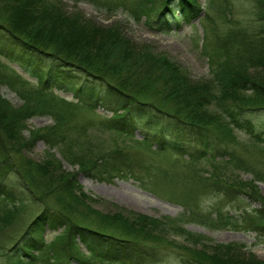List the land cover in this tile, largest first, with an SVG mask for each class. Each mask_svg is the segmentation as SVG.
<instances>
[{
  "label": "trees",
  "instance_id": "1",
  "mask_svg": "<svg viewBox=\"0 0 264 264\" xmlns=\"http://www.w3.org/2000/svg\"><path fill=\"white\" fill-rule=\"evenodd\" d=\"M60 1L0 2V57L31 69L37 83L20 91L24 102L19 106L0 94V231L12 224L23 225L1 261L4 264H89L95 259L102 264H153L161 259L162 253L149 242L169 243L166 237L172 232L184 236V243L173 242L185 252L183 264H264V260L254 258L251 252H248L251 256L248 261L228 257L230 253L240 252L241 245H206L209 240L185 231L177 219L165 222L129 212L133 219L125 214H111L106 219L94 217L97 226L89 228L74 215L77 212L87 217L78 211L80 204L86 205L92 214H104L86 204L93 197L81 190L76 173L62 172L66 170L60 159L50 152L37 162L26 154L38 140H43L50 148H56L62 159L76 165L78 171L94 178L111 179L129 174L123 171H135L137 163L125 151L127 144L105 147L87 127L73 122V110L78 103L52 95V82L71 81V95L78 101L96 102L113 111L103 124L113 136L134 138L139 130L142 138L136 142L153 146L155 154H172L185 160L188 168L201 159L209 165L210 175L202 182L205 187L211 184L217 191L226 193L233 186L237 193L260 198L263 208L245 212L240 220L244 223L240 225L263 233L264 197L258 194L254 180H226L222 171L235 158V150L228 146L230 141L237 143L234 129L243 130L256 143L264 142V124L259 122L258 115V110H264V80L247 75L249 70L264 73V0H256L255 17L251 21L231 23L230 29L213 33V42L203 45L205 50L209 47L212 64L209 79L194 82L178 74V68L172 64L177 73L170 75L175 80L167 81V89H154L156 85L152 83L161 81L160 78L141 84L128 71L141 60L132 57L131 45L125 42L120 29L101 28L86 20L85 25H80L84 30H74L71 26L77 18L63 13L57 7ZM106 1L118 8L124 7L136 21L144 17L147 27L155 28L159 24L158 30H169L180 20L191 22L202 12L196 0H176L175 6L171 5L172 0ZM18 8L39 23L24 29L17 23L21 15ZM163 62H158L159 67L171 65L167 58ZM4 76L0 74V81L14 82ZM23 82L27 81L23 79ZM148 89L152 93H146ZM42 112L50 113L53 122L25 131L26 121ZM256 128L263 130L257 132ZM186 136H195V139L187 141L183 139ZM224 161L225 165H221ZM55 171L60 173L59 177L54 176ZM192 177L198 180L196 174ZM27 205L37 206L39 210L25 225L20 213ZM184 217L210 227L240 226L198 212L196 207ZM167 225L171 228L168 231ZM45 226L53 230L63 227V231L47 242L43 234ZM198 243L205 245L197 249ZM80 244L89 257L82 253ZM205 247L212 251L204 250Z\"/></svg>",
  "mask_w": 264,
  "mask_h": 264
},
{
  "label": "rangeland",
  "instance_id": "2",
  "mask_svg": "<svg viewBox=\"0 0 264 264\" xmlns=\"http://www.w3.org/2000/svg\"><path fill=\"white\" fill-rule=\"evenodd\" d=\"M3 1L5 0H0V2ZM196 1L202 9L200 15L191 22L185 23V21L180 20L174 23L173 27L169 30H158L156 26L159 24H156L155 28L147 27L144 17L140 21H136L129 15L127 9L124 7L118 8V5H114L106 0H61L58 2L57 7L62 8L61 10L68 17L77 18V21L71 26L74 30H84L85 28L80 25H85L86 20L101 28L111 26V28L120 29L122 36L127 40L125 42L131 45L132 57H137L141 60L140 64L135 68L131 66L128 71H131L133 76L139 78L140 80L138 81L141 84H149L155 78H160L161 81L156 80L154 81L155 83H152L156 85L154 89H167V81L172 82V79H174L170 75L177 73V69L173 70L172 64L178 68V74L185 77L188 76L194 82L209 79L212 76V64L208 56L209 47L205 50L203 45L213 39V33L217 32L218 34V32L222 33L230 29L231 23L237 21L248 23L255 17L253 13L257 5L256 0ZM171 2H173L171 4L173 6L177 3L176 0H172ZM7 4L10 5L8 2ZM19 10L21 15L17 23L24 29L29 30L39 23L30 19V16L25 12L23 13L22 9ZM229 24L231 25L229 26ZM63 26L65 27V25ZM166 58L171 62V65H167V68L166 66L165 68L159 67L158 62H163ZM120 61H124L123 58ZM31 71V69L19 63L0 57V74L5 75V78L11 77L14 81L13 83L0 81V94L13 105H21L24 102V98L21 97L20 91L26 87L33 88L37 85L36 76L32 75ZM165 75L170 78L167 79L165 77L162 79L161 77ZM247 75L264 80V73L261 70L253 72L249 70ZM23 79L27 82L21 83ZM72 81L74 82V79ZM165 82L167 83L165 84ZM52 83L54 87L52 95L70 101L72 104L78 103V107L73 110L74 123H77L80 127H87L88 132L94 134L95 139L103 142L107 148L127 144L128 146L125 147V151L137 163L134 165L135 171H123L129 172L126 176L99 179L78 171L76 165H70L62 159L57 149L50 148L43 140H38L33 148L26 151V154L35 162L44 159L48 152L55 154L57 159H60L62 167L66 170L62 172L76 173V179L82 186L81 190L93 197L94 200L87 199L86 204L88 203L97 213L101 212L104 214H92L86 205L83 207L80 204L79 207L76 206L79 209L78 211L85 216L87 215V217L83 215L82 217L77 212H74V215L80 218L79 221L81 223L89 226V228H95L97 226L95 223L97 222V217L99 219H106V216H110L111 214L114 216L125 214L130 219H133L132 214L129 212L161 219L165 222L167 219H177L181 220L179 226H182L185 231L203 235V240H209L206 241L208 243L206 245L211 243L241 245V251L230 253L228 256L230 258H241L248 261L251 257L248 252H251L255 255L253 256L254 258L264 260V232L259 233L258 231L246 228L245 224L240 225V223H244L240 220L245 212L248 213L252 212V209L263 208L260 198L256 199L247 194L248 198L243 193H237L233 189V186L226 193L217 191L211 184L205 187L202 182H205V177L210 175L209 170L211 168L206 163H202V159L196 162L192 168H188L185 166V160L177 158L172 154L168 156L162 153L160 155L155 154L153 146L136 142L137 139L140 140L142 138L139 130L134 133V138L113 136L112 132L105 129L103 125L104 120L113 115L111 109L96 102L78 101L77 98L71 95L73 89L71 81L61 82L59 80ZM61 86L62 88H57ZM137 89L141 90L142 88ZM146 93H152L151 89H148ZM156 94L159 95L158 93ZM258 115L259 122L264 124V110H258ZM52 122V115L50 113H38L26 121L27 127L25 131H28L30 128H42L50 125ZM262 130L256 128L257 132H261ZM80 131L81 129H78V132ZM234 134L236 136L234 140H237V143L230 141L228 142V146L230 149L235 150V158L227 164V170L222 171V177L235 181L254 180L258 194L264 197V142H254L241 129H234ZM184 138L187 141H193L195 136H186ZM218 142L222 147L219 139ZM223 159H227L225 155ZM221 165H225V161ZM215 172L218 173V171ZM193 174H196L198 180L192 177ZM59 175L58 171L54 172V176L59 177ZM162 176H166V178L164 179ZM192 207H196L198 212H205V214L208 213L212 216H217V218L220 217L224 221H230L240 226L235 228L226 224L227 226L224 227H210L196 220H186L184 215H187ZM38 210L37 206H26L25 210L20 213L25 225L28 220L37 214ZM235 219L237 220L236 223H234ZM169 227V225L165 227L166 231L171 229ZM22 229L23 225L12 224V226L0 231V264H4L1 261L3 258L1 256L17 238L18 234L22 232ZM62 231L63 227L53 230L45 226L44 238L49 242L56 234ZM183 237L169 232L166 237L170 241L169 243H159L153 240L149 242L150 245L156 246L162 253L161 259L153 264H183L182 258L185 256V252L181 246L173 244V242L184 243ZM204 245L198 243L195 248L201 249ZM207 248L203 249L206 250ZM80 250L89 257L82 244H80ZM211 251L209 249V252ZM37 264L41 263L38 262ZM89 264L102 263L94 259Z\"/></svg>",
  "mask_w": 264,
  "mask_h": 264
}]
</instances>
